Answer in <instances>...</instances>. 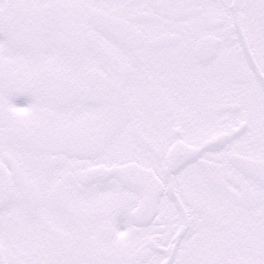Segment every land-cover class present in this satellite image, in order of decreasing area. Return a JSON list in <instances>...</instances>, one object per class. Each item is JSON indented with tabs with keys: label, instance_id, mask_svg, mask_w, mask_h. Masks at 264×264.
Listing matches in <instances>:
<instances>
[{
	"label": "snow or ice",
	"instance_id": "obj_1",
	"mask_svg": "<svg viewBox=\"0 0 264 264\" xmlns=\"http://www.w3.org/2000/svg\"><path fill=\"white\" fill-rule=\"evenodd\" d=\"M0 264H264V0H0Z\"/></svg>",
	"mask_w": 264,
	"mask_h": 264
}]
</instances>
